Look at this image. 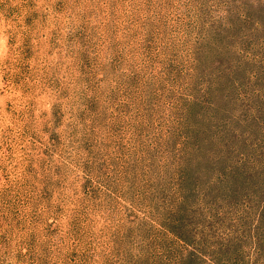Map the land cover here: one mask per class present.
I'll list each match as a JSON object with an SVG mask.
<instances>
[{
	"label": "rangeland",
	"instance_id": "1",
	"mask_svg": "<svg viewBox=\"0 0 264 264\" xmlns=\"http://www.w3.org/2000/svg\"><path fill=\"white\" fill-rule=\"evenodd\" d=\"M0 264H264V0H0Z\"/></svg>",
	"mask_w": 264,
	"mask_h": 264
}]
</instances>
